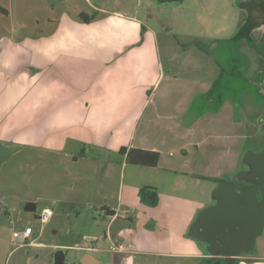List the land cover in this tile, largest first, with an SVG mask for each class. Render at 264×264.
<instances>
[{"label": "crops", "instance_id": "1", "mask_svg": "<svg viewBox=\"0 0 264 264\" xmlns=\"http://www.w3.org/2000/svg\"><path fill=\"white\" fill-rule=\"evenodd\" d=\"M135 13L90 0H0V19L6 21L0 26L1 212L10 218L15 204H32L29 209L37 217L49 209L51 219L56 208L98 206L109 223L125 224L117 237L102 236L103 244H98L99 238L91 239L97 251L53 245L52 250L63 251L64 264H135L137 254L169 260L164 264H199L205 255L188 237V229L196 214L212 203L216 184L244 168L240 160L245 149L241 148L234 155L233 168L221 162L215 172L208 173L209 154L229 150L211 144L217 135L206 136L201 125L207 115L215 116L232 103V96L223 98V80L231 83V78H243L247 71L231 66L224 72L219 64L214 68L197 43L185 51L184 45V55H175L178 42L159 40L158 31L149 25L150 19L162 23L156 10L141 8L144 19ZM82 15L95 18L83 21ZM220 39L230 43L235 38ZM250 58H246L245 70L249 60H254ZM187 64L194 70H185ZM185 73L193 78L186 79ZM245 79L258 89L253 76ZM174 143L180 151L172 155ZM190 145L194 155L186 150ZM122 148L158 154L155 167H141L149 169L143 172L150 177L148 183L136 185L141 172H129L137 198L133 199L134 192L125 205ZM117 156L122 157L120 161L113 159ZM18 179L24 184L16 191ZM210 179L207 188L204 182ZM111 182L116 186L114 201L109 199ZM138 186L155 190V206L140 200ZM91 190H95L92 199ZM208 196L209 203L201 208L200 201ZM175 207L193 208L192 217L186 222L177 217L166 232H159L162 219L167 216L169 222L175 216L169 214ZM50 219L40 223L45 226ZM19 220L11 230L0 221V238L5 229L10 235L30 227ZM142 220L146 224L143 241H133ZM123 228L130 232L128 237ZM36 240L32 233L27 244L19 247L40 246ZM112 242H123L128 248L112 253L108 251ZM54 257L45 264H51ZM68 257L74 261L68 263ZM238 263L264 264V255L243 256Z\"/></svg>", "mask_w": 264, "mask_h": 264}, {"label": "rangeland", "instance_id": "2", "mask_svg": "<svg viewBox=\"0 0 264 264\" xmlns=\"http://www.w3.org/2000/svg\"><path fill=\"white\" fill-rule=\"evenodd\" d=\"M96 5H105V7H120L127 12L133 13L141 19L144 16L141 14V8L148 7L156 10L159 15V19L162 23L157 24L154 20H149V25H151L155 30L158 31L159 40L170 39V41L178 42L175 44V55L182 56L183 46L185 45V50H191L194 47L193 44L197 43L206 53L208 58L212 60L215 66L219 64L224 72H228L231 66H234L237 71L246 72L243 78H231V83L224 82V93L223 98H230L232 103L230 106H223L222 110L214 115H207L202 122V127L205 129L204 132L206 136L217 135V140H212L211 144L221 145L229 150L228 153L225 152H211L212 165L208 173L215 172L216 166H219L221 162L229 163L230 168L234 167L235 159L234 155H238L239 150L244 148L246 150H251L252 152H257L260 149L264 150V133H261L259 129L258 115L260 114L255 110L256 107L262 106V101L264 97L257 94V88L253 89L250 84H248L245 78H251L254 71L257 69L259 63L255 53H248L244 51L245 48L242 46L241 42L237 46L235 41L228 42L226 40H221V37L230 38L234 33L235 29L241 25L245 20V12L240 11L235 8L231 0H182L181 2H165L160 3L159 0H90ZM0 26L6 25L4 19H0ZM164 26V32H162V27ZM225 29V31H222ZM219 38V39H218ZM174 44V43H173ZM236 46L238 52L236 51ZM188 55V54H186ZM254 60H249V69L245 70L243 66L247 67L246 58ZM216 63V64H215ZM183 65L182 63L177 64ZM194 66L187 64L185 70H194ZM208 71L209 69L208 65ZM185 78H193V74H184ZM226 83V85H225ZM185 84V83H184ZM192 86L193 84L190 83ZM230 88V89H229ZM232 90H235V94H231ZM245 91L247 93H245ZM244 95H241L242 93ZM256 92V93H255ZM201 101V99H200ZM248 101V103H246ZM254 103V104H253ZM259 103V104H258ZM208 106H206V109ZM209 109V108H208ZM205 110V109H203ZM194 139H191L192 141ZM191 154H195V149L193 146L186 148ZM178 144H173L170 150L172 155L178 154L179 152ZM204 151V150H202ZM231 151L233 155H230ZM205 152V151H204ZM207 153V151H206ZM191 162L195 160L193 158ZM121 156L114 157L113 159L120 161ZM111 159L112 161H114ZM209 169V168H208ZM141 167H135L134 165L126 164L125 176H124V186H123V204L127 203L135 192L133 199L137 198V190L134 191L135 183L130 178L131 171H140L141 173L137 176L136 185H142L150 181V177L147 173L143 176V172H147ZM24 180L18 179L16 181V191L18 187H23ZM91 184V183H90ZM212 180H206L204 185L211 187ZM92 184L90 185V187ZM109 188V196L111 200H115L114 193L116 186H113L112 182ZM138 190V195L140 189ZM95 190L90 191V199H92ZM198 192H196L197 194ZM202 200V199H201ZM200 206L203 208L209 203V196L200 201ZM44 204V203H43ZM15 211L11 212L10 218H8L3 212L0 213V221L3 222V226L12 229L16 220H19L22 226L29 225L33 230V237H37V242L41 243L40 246L20 248L19 245L22 241L13 237V233L10 232L8 235L7 230L3 233L2 238H0V264H45L47 259L54 257L57 254V250H52L53 245L65 244L73 245L77 247L86 246L90 243V240L99 238L98 244H103L100 238L109 233L117 237L116 233L119 227H123V224L119 221L110 222V218L104 216L103 211L100 207L95 208L77 207V208H67L61 209L56 208L53 217L47 225H42L37 219V213L34 214L24 211V206L15 204ZM133 209L132 206H128V210ZM187 209V210H185ZM193 208H172L169 214H174V217L162 219V223L159 225V232L164 233L168 229L169 223L176 222L177 217L183 219L181 221H188L193 215ZM12 221V224L8 222ZM145 222L142 220L137 223L135 228V235L133 236V241L139 240L143 241V233L146 229ZM10 229V230H11ZM124 234L128 237L129 231L127 228H123ZM94 241V240H93ZM107 244H104L106 247ZM127 247V246H126ZM128 248V247H127ZM139 251V250H137ZM79 251H71L70 254H78ZM253 254L264 255V230L261 236L256 240L255 249ZM108 258L109 255L105 254ZM136 256L135 264H164L169 260L163 259L161 257H148L144 258L140 255ZM68 263H72L74 260H69ZM183 264H186L184 261ZM52 264V262H51ZM107 264V263H101Z\"/></svg>", "mask_w": 264, "mask_h": 264}, {"label": "water", "instance_id": "3", "mask_svg": "<svg viewBox=\"0 0 264 264\" xmlns=\"http://www.w3.org/2000/svg\"><path fill=\"white\" fill-rule=\"evenodd\" d=\"M260 131L264 133V123ZM240 161L244 168L216 184L212 203L196 214L188 229V237L205 255L201 264H211L214 259L215 264H237L243 256L253 255L263 233L264 191L236 183L264 186V150H246ZM63 255V251L57 252L52 264H64Z\"/></svg>", "mask_w": 264, "mask_h": 264}, {"label": "flooded vegetation", "instance_id": "4", "mask_svg": "<svg viewBox=\"0 0 264 264\" xmlns=\"http://www.w3.org/2000/svg\"><path fill=\"white\" fill-rule=\"evenodd\" d=\"M236 9L245 12V20L235 29L234 41L239 45L243 44L251 53H255L258 60V67L253 73L255 86L258 95L264 97V0H231ZM256 93V92H255ZM259 104V103H258ZM258 115L259 129L264 123V100L262 106L256 108ZM259 151H262L261 149ZM258 151V152H259ZM237 185H243L252 189H258V192L264 191V186H254L238 182ZM260 194V193H259ZM258 194V197H260ZM204 260H201V262ZM200 262V263H201ZM217 259L211 260V264L217 263ZM199 263V264H200ZM220 264H223L222 262ZM239 264V263H237Z\"/></svg>", "mask_w": 264, "mask_h": 264}, {"label": "trees", "instance_id": "5", "mask_svg": "<svg viewBox=\"0 0 264 264\" xmlns=\"http://www.w3.org/2000/svg\"><path fill=\"white\" fill-rule=\"evenodd\" d=\"M182 0H159L160 3L165 2H181ZM95 17H87L81 16L83 21H91ZM120 153L125 155V162L126 164L139 166V167H155L158 161V154L155 152L144 151V150H137V149H130L129 151H125L124 148L120 149ZM140 200L147 203L149 206L153 207L157 204V193L153 188L150 187H143L140 189L139 192ZM29 207L33 208L32 204H26L24 206L25 212L33 213L34 210L29 209Z\"/></svg>", "mask_w": 264, "mask_h": 264}, {"label": "built area", "instance_id": "6", "mask_svg": "<svg viewBox=\"0 0 264 264\" xmlns=\"http://www.w3.org/2000/svg\"><path fill=\"white\" fill-rule=\"evenodd\" d=\"M52 216V211L49 209L43 210L40 215L37 217L39 222H46L50 219ZM32 228L31 227H24L21 230H17L13 232V237L16 239H19L21 242V245H26L27 240L30 239L32 236ZM127 248L123 242H112L110 243L108 247V251L112 253H117V252H123ZM79 250L90 252V251H97L98 248L94 247L92 243L87 244L86 246H82L79 248Z\"/></svg>", "mask_w": 264, "mask_h": 264}]
</instances>
